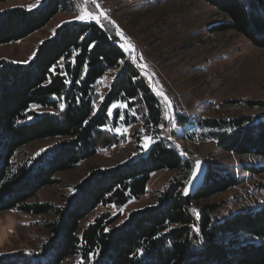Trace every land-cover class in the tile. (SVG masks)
I'll list each match as a JSON object with an SVG mask.
<instances>
[{
  "label": "trees",
  "instance_id": "trees-1",
  "mask_svg": "<svg viewBox=\"0 0 264 264\" xmlns=\"http://www.w3.org/2000/svg\"><path fill=\"white\" fill-rule=\"evenodd\" d=\"M5 1L9 0L0 3ZM205 1L229 17L215 30H236L264 47V0ZM81 2L43 0L34 10L5 11L0 14V45L26 38ZM112 69L117 73L102 93V80ZM114 102L127 107L109 115L108 107ZM162 105L117 37L93 21L59 26L26 65L1 60L0 210L19 208L54 214L55 219L50 225L52 239L40 251L5 253L0 264H64L68 259L79 264H264V202L224 218L215 216V205H197V200L230 185L209 165L194 203L187 202L183 190L190 178H184L194 164L162 140L160 132L166 124ZM137 122L155 141L138 160L92 171L63 207L30 203L41 188L57 182L58 172L73 168L99 149L119 144L116 129ZM201 123L220 131L216 140L221 150L264 156V119L242 116ZM47 138L60 141L41 155L15 161L27 145ZM159 170L177 175L156 205L134 211L113 228L117 217L109 212L88 220L101 205L121 208L145 196L152 174Z\"/></svg>",
  "mask_w": 264,
  "mask_h": 264
},
{
  "label": "rangeland",
  "instance_id": "rangeland-1",
  "mask_svg": "<svg viewBox=\"0 0 264 264\" xmlns=\"http://www.w3.org/2000/svg\"><path fill=\"white\" fill-rule=\"evenodd\" d=\"M71 10L56 14L44 27L26 38L0 45V61L27 64L38 46L53 38L59 26L81 21L80 15L99 17L100 25L116 36L163 104L165 125L160 136L175 148L183 160L204 159L222 173L229 187L197 205L218 207L216 217L255 209L264 202V156L239 155L217 146L218 129L202 124L211 118L236 119L253 116L264 119V47L254 45L236 30H215L229 17L219 13L205 0H81ZM43 0H9L0 3V14L15 7L37 9ZM98 5V7H97ZM32 6V7H30ZM95 22L94 20H92ZM131 46V47H130ZM117 73L112 69L102 80L99 90L106 93ZM163 93L171 102L164 100ZM124 133L119 144L99 149L96 154L55 175L57 182L40 189L30 203H47L63 207L76 186L96 169L118 167L142 156L147 131L142 122L129 127L119 126ZM59 138L37 140L16 157L31 158L49 150ZM152 144V143H151ZM193 169L184 180L191 179ZM237 180L233 184L232 175ZM175 171L159 170L152 174L148 192L126 206H99L88 217L109 212L116 216L111 228L122 224L131 213L157 204L158 197L168 189ZM189 182V181H188ZM194 202H192L193 204ZM54 214H34L21 209L0 210V255L40 251L52 239L50 225ZM68 259L64 264H79ZM237 263V262H234Z\"/></svg>",
  "mask_w": 264,
  "mask_h": 264
},
{
  "label": "snow or ice",
  "instance_id": "snow-or-ice-1",
  "mask_svg": "<svg viewBox=\"0 0 264 264\" xmlns=\"http://www.w3.org/2000/svg\"><path fill=\"white\" fill-rule=\"evenodd\" d=\"M93 3H95V0H93ZM30 7H32V6H30ZM97 7H98V5H97ZM76 19L81 20V21H86V22H90V21L94 20L96 23H98V24L100 23L99 17L94 16V15H91L90 13L85 14V15H80V16L76 17ZM160 95L164 96V100L168 103V105L170 107L171 106V102L168 100L167 96L164 95L163 93H160ZM100 99H101V102H102L103 101V97H101ZM121 106H123V107L126 108L127 107V104L121 105L120 103L114 102L112 105H110L108 107V114L109 115H112L113 114V111L114 110H118ZM60 107H61V109H63L64 105L61 104ZM93 114H95V113H93ZM117 114L120 115V118L121 119H124V116L122 114H120L119 112H117ZM133 115H135V112H133ZM109 130H111V129H109ZM116 131H117L118 134H121V135L124 134V133L120 132L119 129H116ZM140 131L141 132H144L145 130L144 129H140ZM143 140L145 141L144 146L146 148L149 147L151 145V143H154L155 142L154 139L152 137H150V136H144L143 137ZM200 163H201L200 161H197L196 162V169H197V171H193V173H192L193 177H195L198 174V170L200 168ZM185 194H187V189H185ZM193 211L195 212V209H193ZM195 230L197 232L199 231L198 228H196Z\"/></svg>",
  "mask_w": 264,
  "mask_h": 264
},
{
  "label": "water",
  "instance_id": "water-1",
  "mask_svg": "<svg viewBox=\"0 0 264 264\" xmlns=\"http://www.w3.org/2000/svg\"><path fill=\"white\" fill-rule=\"evenodd\" d=\"M139 157H137L135 160H138ZM197 161L201 162L200 168L198 170V174L195 177H193V175L191 176V179L186 184V186L183 190V195H184L186 201L189 202L190 204H192L193 198H194L195 194L197 193V191L204 184L205 179H206V174L208 171V164L204 159H199V160L195 161L193 171H197V169H196V162ZM193 171H192V173H193ZM185 189H187V194H185Z\"/></svg>",
  "mask_w": 264,
  "mask_h": 264
}]
</instances>
